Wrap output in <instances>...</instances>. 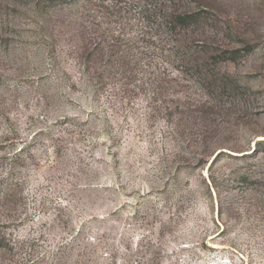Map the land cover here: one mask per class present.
<instances>
[{
	"label": "rangeland",
	"instance_id": "rangeland-1",
	"mask_svg": "<svg viewBox=\"0 0 264 264\" xmlns=\"http://www.w3.org/2000/svg\"><path fill=\"white\" fill-rule=\"evenodd\" d=\"M189 1L152 97L87 80L86 0H0V264H264V0Z\"/></svg>",
	"mask_w": 264,
	"mask_h": 264
},
{
	"label": "trees",
	"instance_id": "trees-1",
	"mask_svg": "<svg viewBox=\"0 0 264 264\" xmlns=\"http://www.w3.org/2000/svg\"><path fill=\"white\" fill-rule=\"evenodd\" d=\"M189 6V0H86L83 6L78 4L81 29L89 39L81 36L87 43L79 49L77 61L87 80L98 88L104 85V79L112 81L111 85L120 82L125 86L138 81V90L147 89L152 97L165 94L162 78L155 72L142 71L140 65L150 68L157 53L159 57L174 56L178 71L179 66H188L189 47L183 36L202 19ZM37 9L38 4L34 11ZM92 11L102 13L104 22H89ZM95 64L100 66L92 74L90 68Z\"/></svg>",
	"mask_w": 264,
	"mask_h": 264
}]
</instances>
